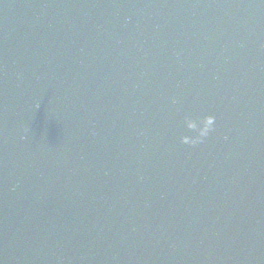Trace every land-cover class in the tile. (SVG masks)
I'll return each instance as SVG.
<instances>
[{"label":"water","instance_id":"1","mask_svg":"<svg viewBox=\"0 0 264 264\" xmlns=\"http://www.w3.org/2000/svg\"><path fill=\"white\" fill-rule=\"evenodd\" d=\"M0 264H264V0H0Z\"/></svg>","mask_w":264,"mask_h":264},{"label":"clouds","instance_id":"2","mask_svg":"<svg viewBox=\"0 0 264 264\" xmlns=\"http://www.w3.org/2000/svg\"><path fill=\"white\" fill-rule=\"evenodd\" d=\"M213 123H214V118L211 117V118L209 119V121H208L207 130H206V133H205L206 135H207L208 132L211 130V127H212Z\"/></svg>","mask_w":264,"mask_h":264}]
</instances>
